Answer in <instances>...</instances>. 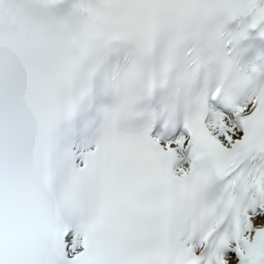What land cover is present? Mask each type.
<instances>
[{"label": "snow or ice", "instance_id": "6c2138e0", "mask_svg": "<svg viewBox=\"0 0 264 264\" xmlns=\"http://www.w3.org/2000/svg\"><path fill=\"white\" fill-rule=\"evenodd\" d=\"M0 264H264V0H0Z\"/></svg>", "mask_w": 264, "mask_h": 264}]
</instances>
